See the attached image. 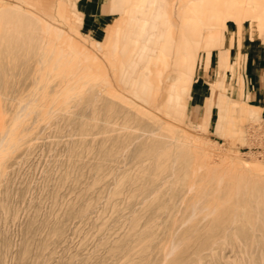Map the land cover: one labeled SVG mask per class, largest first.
<instances>
[{
	"label": "rangeland",
	"instance_id": "1",
	"mask_svg": "<svg viewBox=\"0 0 264 264\" xmlns=\"http://www.w3.org/2000/svg\"><path fill=\"white\" fill-rule=\"evenodd\" d=\"M0 1V264H264V0Z\"/></svg>",
	"mask_w": 264,
	"mask_h": 264
},
{
	"label": "bare ground",
	"instance_id": "2",
	"mask_svg": "<svg viewBox=\"0 0 264 264\" xmlns=\"http://www.w3.org/2000/svg\"><path fill=\"white\" fill-rule=\"evenodd\" d=\"M112 1V0H111ZM121 1V0H120ZM168 2H170L171 4H174V3H177L176 4V6H170L169 7V11L168 12H174L176 15H174L175 17H182V15L184 14V13H189V10L190 11H194V12H196V13H199V11H205L206 9L207 10H210V8H211V10H213V4L216 2V1H218V0H167ZM220 2L221 1H225V0H219ZM187 5H191L190 6V8L188 9V7H187ZM212 5V6H211ZM7 6V4L5 5V4H3V3H1V1H0V26H2V24L3 25H5V26H10L11 25V21H12V18H16V21H17V23L15 24V25H17V26H22V24L20 23L21 22V18H20V15H18V16H16L14 13H11L10 11H8V8L6 7ZM210 7V8H209ZM217 7V6H216ZM216 7H214V12H218V11H220V12H223V13H221V14H224V12L226 11L224 8H216ZM175 17H173V18H171L165 25H166V31H167V33H168V35H171L172 34V31H171V28L173 27V24H175ZM12 26H14V25H12ZM48 27V26H47ZM174 29V28H173ZM58 30L60 31V32H63L64 33V36L66 37H70V35H68L66 32H64L63 30H61V29H59L58 28ZM63 33H62V35H63ZM72 38V37H71ZM73 43L75 44V45H77L79 48H82L85 52H86V55H84V57L85 58H87V59H89V60H96L95 59V56H94V54H93V52L91 51V50H89V49H87L86 47H83L82 46V44L79 42V41H77L76 39H74L73 38ZM96 61H98V60H96ZM148 66V65H147ZM152 66H153V64H152ZM151 66V67H152ZM149 68H150V66H148ZM141 78V81L143 82L144 80H145V78L146 77H144V76H142V77H140ZM168 79H170L171 78V75L169 74L168 75V77H167ZM107 80V83L109 84V81H108V79H106ZM142 82H140L141 84H142ZM97 88V87H96ZM100 88V87H99ZM141 88L142 89H145V87L144 86H142L141 85ZM98 89V88H97ZM102 91H105V92H107L108 90L106 89V88H102ZM101 90H100V92H102ZM93 93H94V90H93ZM103 94H105V93H103ZM96 98V97H95ZM28 109H29V105H28V103L26 104H24V105H22V107H20L19 108V110H18V113H17V117L19 118V117H21L22 115H24V112L25 111H28ZM18 118L17 119H15V121H17L18 120ZM13 144H10L9 142H8V138H7V136L5 135V134H3V135H0V155H2L3 156V154L5 155V153L10 149V147H13L12 146ZM234 206V205H233ZM232 206V209L235 211L236 209H237V207H233ZM242 209V208H241ZM250 209V208H249ZM238 210V209H237ZM196 211V207L194 206L193 208H192V214H193V212H195ZM240 211V210H239ZM237 212V211H236ZM254 212H256V216L254 217V218H256V220H257V218H260V215H261V210H260V208L259 207H257V206H255V208H254ZM262 213L264 214V209L262 210ZM235 214V213H234ZM233 215V214H232ZM238 217H239V215H238ZM236 220H237V215L235 214V216L233 215V217H232V219H231V222H233V223H235L236 222ZM255 223V222H254ZM253 224V223H252ZM233 225V224H232ZM241 237V236H240ZM179 245V244H178ZM177 245V246H178ZM179 247V246H178ZM169 252H171V251H169ZM264 257V256H263ZM259 258V257H258ZM261 262H262V260H261ZM174 263V261L172 262V264Z\"/></svg>",
	"mask_w": 264,
	"mask_h": 264
},
{
	"label": "crops",
	"instance_id": "3",
	"mask_svg": "<svg viewBox=\"0 0 264 264\" xmlns=\"http://www.w3.org/2000/svg\"><path fill=\"white\" fill-rule=\"evenodd\" d=\"M93 2H94V0H84V9H87V8L90 9L91 3H93ZM254 94L256 96V100L258 102H262L264 104V90L261 89V87H260L259 79L256 81V90L254 91ZM186 110H187V106L185 109V114H186Z\"/></svg>",
	"mask_w": 264,
	"mask_h": 264
}]
</instances>
